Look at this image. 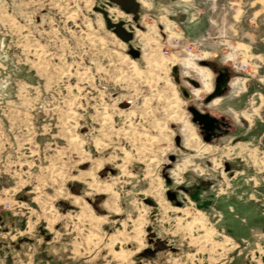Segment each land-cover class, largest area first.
Returning <instances> with one entry per match:
<instances>
[{
    "label": "rangeland",
    "instance_id": "obj_1",
    "mask_svg": "<svg viewBox=\"0 0 264 264\" xmlns=\"http://www.w3.org/2000/svg\"><path fill=\"white\" fill-rule=\"evenodd\" d=\"M262 154L264 0H0V264H264Z\"/></svg>",
    "mask_w": 264,
    "mask_h": 264
},
{
    "label": "flooded vegetation",
    "instance_id": "obj_2",
    "mask_svg": "<svg viewBox=\"0 0 264 264\" xmlns=\"http://www.w3.org/2000/svg\"><path fill=\"white\" fill-rule=\"evenodd\" d=\"M188 68H192L193 72L195 73L194 78H189L188 82L182 85V88L180 89L182 94L184 92V94L187 95V97H189V95L193 94L194 96L199 95L200 93H205V94H209L211 91L212 93H210L208 96H217V95H222L225 91H224V84H226L227 79H225V75L223 74L222 71L217 72V76H219L217 78V80L215 81V90L213 91V76L211 75V72H209L207 69L202 68V67H198L197 65H194L191 67V65H187ZM207 71V72H206ZM207 73H209L211 76L207 77ZM231 86V84H230ZM183 90V91H182ZM183 94V96L185 97V95ZM205 97L202 98L201 100L203 101L202 103L199 104V106L201 105H205ZM223 99L222 98H215L212 100L211 105L212 106H216L218 105ZM197 114V113H196ZM240 118H242L245 122L248 123L247 119L244 117V115H240ZM194 120L196 122V124L198 125V128L201 130V135L202 137L207 140L212 142L213 140L216 141L218 139H220L221 137H224L225 133L227 132L226 130L228 129V123L226 121V119H224L223 117L219 116H212V117H208L205 114H197L194 115ZM195 135L198 138V141L200 142V138L197 134V132L195 131V129L193 128ZM207 147H211V146H207Z\"/></svg>",
    "mask_w": 264,
    "mask_h": 264
},
{
    "label": "bare ground",
    "instance_id": "obj_3",
    "mask_svg": "<svg viewBox=\"0 0 264 264\" xmlns=\"http://www.w3.org/2000/svg\"><path fill=\"white\" fill-rule=\"evenodd\" d=\"M207 57H205L204 58V60L206 59ZM207 72V71H206ZM211 75L209 74V73H207V77H210ZM183 91V90H182ZM183 94H184V92H183ZM175 95L177 96V93H175ZM185 95V97H187V95L186 94H184ZM191 127V126H190ZM190 127H188L187 128V130L189 131V137H190V140H192V141H194L195 143H196V145H199L200 144V142L198 141V138H197V136L195 135V133H194V130L193 129H191ZM190 128V129H189ZM190 142V141H189ZM190 144V143H189ZM192 145V144H191ZM213 150V148L212 147H205L204 148V150H203V152L204 153H210L211 151ZM244 150V149H243ZM214 151H215V149H214ZM243 152V151H242ZM255 157V156H254ZM263 160L262 161H260L259 160V162H258V164H260V169L264 172V154H262V157H261ZM256 162V161H255ZM256 165H257V163H256ZM198 214H201V213H198ZM198 220V219H197ZM205 226V225H204Z\"/></svg>",
    "mask_w": 264,
    "mask_h": 264
},
{
    "label": "water",
    "instance_id": "obj_4",
    "mask_svg": "<svg viewBox=\"0 0 264 264\" xmlns=\"http://www.w3.org/2000/svg\"><path fill=\"white\" fill-rule=\"evenodd\" d=\"M115 3H117V2H115ZM115 28H116V31H117L118 33L123 32V28L120 27V24H116V25H115Z\"/></svg>",
    "mask_w": 264,
    "mask_h": 264
},
{
    "label": "built area",
    "instance_id": "obj_5",
    "mask_svg": "<svg viewBox=\"0 0 264 264\" xmlns=\"http://www.w3.org/2000/svg\"><path fill=\"white\" fill-rule=\"evenodd\" d=\"M162 55H164V56H166V57H169V56H171V55H172V53H170V52H168V51L164 50V51L162 52ZM233 67H236V66H235V65H233Z\"/></svg>",
    "mask_w": 264,
    "mask_h": 264
}]
</instances>
